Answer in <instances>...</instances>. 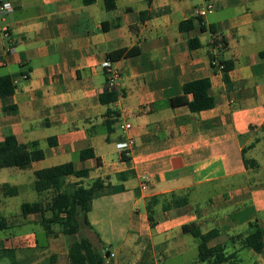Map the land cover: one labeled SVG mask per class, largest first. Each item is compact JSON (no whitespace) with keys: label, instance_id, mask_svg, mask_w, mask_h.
<instances>
[{"label":"crops","instance_id":"1","mask_svg":"<svg viewBox=\"0 0 264 264\" xmlns=\"http://www.w3.org/2000/svg\"><path fill=\"white\" fill-rule=\"evenodd\" d=\"M206 1L114 0L107 8L106 0H0L14 6L0 14V76L16 85L12 95L0 92V142L14 134L45 154L27 169L0 170V186L18 189L8 196L0 188V219L7 221L0 249L15 251L0 264H70L75 239L68 244L41 215L13 212V199L35 196L36 171L69 162L90 175L67 183L104 181L86 236L103 254L116 252L112 264L167 262L195 244L182 230L191 223L203 232L220 229L213 245L254 221L264 238V0H213L215 10L199 16ZM190 18L195 26L182 31ZM213 54L233 67L220 70ZM105 60L121 70L111 103L100 100ZM204 77L213 108L171 104L184 83ZM122 141L132 142L125 156ZM89 149L95 157L80 158ZM245 157L257 168H247ZM127 171L135 175L119 180ZM171 193L187 195L189 204L164 211L161 199L152 229L148 200ZM241 255L244 264H264V250Z\"/></svg>","mask_w":264,"mask_h":264},{"label":"trees","instance_id":"2","mask_svg":"<svg viewBox=\"0 0 264 264\" xmlns=\"http://www.w3.org/2000/svg\"><path fill=\"white\" fill-rule=\"evenodd\" d=\"M92 3L95 0H85ZM107 8L115 6L114 0H106ZM201 20L200 18H198ZM195 19L183 20L179 24L182 31H187L195 26ZM213 32L216 30L212 27ZM194 40H191V43ZM221 42L224 39L220 40ZM225 62V61H224ZM233 62H225V70L233 67ZM16 90V85L10 75L0 76V92L3 96L12 95ZM192 95V98H189ZM103 103H111L118 100L117 89L106 88V91L100 95ZM174 106L188 105L192 111H202L213 108L216 105V98L211 92V80L208 77L195 79L183 84V93L180 96L170 100ZM114 112L108 110V114ZM110 124L115 120H108ZM35 148V147H34ZM124 156L126 153H123ZM95 157L92 149L82 151L80 158L88 159ZM126 158V157H125ZM45 159L42 150L30 149L29 146L19 142L14 134H9L0 142V170L5 168L27 169L35 162ZM245 164L249 169H255L258 163L253 159L245 157ZM90 171H79L74 163L69 162L58 166L38 170L35 172V188L39 194H50L48 202L24 203L21 207L22 215L27 218L32 214H38L43 217L44 224L49 226L58 224L61 226L64 235L75 236L80 234L83 228L90 226L88 215L92 210L93 200L97 191L104 188V181L98 179L90 187H84L80 183H67L69 176L77 178H87ZM133 171L122 172L117 175L119 180H126L133 176ZM8 196H15L18 189L8 184L0 186ZM161 199L165 200L163 210L169 211L173 208L186 207L189 204L187 195L171 193L169 195L154 196L148 200L147 212L151 228L156 226L155 207ZM50 213V218L46 214ZM7 228V221L0 219V231ZM183 232L190 234L198 245V262L205 264H244L241 255L242 251H256L258 253L264 250V238L262 228L257 221L250 222L247 231L236 235H227L225 243L213 245V242L222 236L220 229H213L203 232L197 223L184 225ZM13 250L0 249V261L12 257ZM70 264H107L103 255V248L96 245L88 236L75 239L69 250ZM255 264V263H252Z\"/></svg>","mask_w":264,"mask_h":264},{"label":"built area","instance_id":"3","mask_svg":"<svg viewBox=\"0 0 264 264\" xmlns=\"http://www.w3.org/2000/svg\"><path fill=\"white\" fill-rule=\"evenodd\" d=\"M13 4L6 2V3H0V14L8 13L13 10ZM215 10V2L213 0H207L203 5L197 8V14L199 16H205L208 13ZM8 28H5V34ZM217 38V44H221V39L219 36L215 35ZM211 63L218 67L220 70L225 69V62H222L217 57V54H213V57L211 59ZM102 67L106 70L107 74V82H106V88L109 89H117L119 79L121 78V70L114 67L110 60H105L102 62ZM28 76V75H25ZM123 129L126 130L131 127V123H125L123 126ZM132 142L131 141H122L118 144L119 150L123 153L128 154L131 149ZM104 258L106 259L107 264H112V260L116 258V252H113L111 250L104 251Z\"/></svg>","mask_w":264,"mask_h":264},{"label":"rangeland","instance_id":"4","mask_svg":"<svg viewBox=\"0 0 264 264\" xmlns=\"http://www.w3.org/2000/svg\"><path fill=\"white\" fill-rule=\"evenodd\" d=\"M48 197V198H46ZM41 195L36 192L35 193V196L34 197H30L29 199H13L16 203L19 204V207L16 209V210H13L14 212V215H18L21 213V205L25 202H37V201H41L43 200V202H48L50 199V194H46L45 196V199H41ZM53 228L58 232L60 233L67 241V243L69 242H72L74 239H78V238H81L83 237L84 235H87V229L86 228H83V230L80 232V234L78 235H75V237L73 236H66L62 233V229H61V226L58 225V224H55L53 226ZM4 233L3 232H0V237H4ZM189 237V239L193 240V241H196L192 236H187ZM68 243V244H69ZM198 254H199V250H198V245L197 243L195 242L194 245H190L188 247V249H186L185 251H182V252H176L174 255H173V258L168 260L167 262H156L155 264H205V263H199L198 262ZM151 264H154V263H151Z\"/></svg>","mask_w":264,"mask_h":264}]
</instances>
